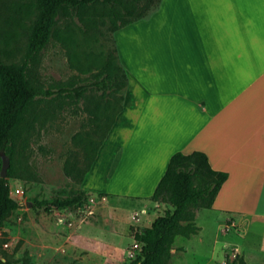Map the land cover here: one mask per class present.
<instances>
[{
  "label": "crops",
  "instance_id": "obj_1",
  "mask_svg": "<svg viewBox=\"0 0 264 264\" xmlns=\"http://www.w3.org/2000/svg\"><path fill=\"white\" fill-rule=\"evenodd\" d=\"M112 38L126 77L121 108L79 189L137 205L147 218L148 208L162 205L147 197L168 157L200 151L226 178L210 208L195 211L197 232L199 211L224 215L215 226L227 239L213 242L221 253L227 248L244 264H264V231L256 247L239 243L249 224L264 223V0H159ZM145 145L156 160L125 165L126 154ZM122 167L132 186L119 192L110 183ZM225 223L231 232L221 229Z\"/></svg>",
  "mask_w": 264,
  "mask_h": 264
},
{
  "label": "rangeland",
  "instance_id": "obj_2",
  "mask_svg": "<svg viewBox=\"0 0 264 264\" xmlns=\"http://www.w3.org/2000/svg\"><path fill=\"white\" fill-rule=\"evenodd\" d=\"M103 21L97 25L95 34L82 36L74 19L69 21L58 16L54 28L64 40L50 38L30 68L32 81L42 88L67 81L77 82L82 77L77 70L85 67L92 55L110 52L114 47L112 33L107 31V19ZM96 95L91 91L86 94L87 97ZM46 105L51 109L44 116L39 114L31 123L27 143L22 148L15 147L18 153L12 160L15 175L7 182L9 195L18 207L1 223L0 255L23 264H131L139 250L138 246H132L131 234L147 227V219L161 214L166 205L148 208L147 218L136 210L137 205L120 201L111 204L99 194L86 193L73 208L44 210L31 206L33 199L39 201L75 192L79 185L64 174L63 165L74 161L77 167H83L106 134L104 120L95 130L87 124V114L81 110V104L75 105L64 98ZM105 113L109 114L110 110ZM102 115L99 112L101 119L104 118ZM143 147L140 152L131 151L130 158L126 154L125 165L156 160L155 153L146 151V145ZM118 157L116 152L111 164L116 163ZM123 171L126 169L119 168L110 183L112 190L130 189L131 184L126 183ZM148 186L141 185L140 192H147ZM133 215L136 220L131 218ZM223 219L224 215L199 211L195 223L201 227L200 233L196 231L187 238L177 237L171 245L169 264H222L220 254L228 255V259L237 256L233 250L225 248L221 253L218 248L227 239L215 226ZM263 228L262 219L253 221L246 227L239 243L256 247ZM223 230L231 232L232 229L225 223Z\"/></svg>",
  "mask_w": 264,
  "mask_h": 264
},
{
  "label": "trees",
  "instance_id": "obj_3",
  "mask_svg": "<svg viewBox=\"0 0 264 264\" xmlns=\"http://www.w3.org/2000/svg\"><path fill=\"white\" fill-rule=\"evenodd\" d=\"M159 0H0V154L8 160L5 176L0 177V228L4 217L18 207L8 192L7 179L14 177L12 160L29 137L31 123L51 109L46 104L64 98L81 104L87 124L95 130L104 120V134L121 108L125 74L118 64L115 48L92 55L77 72V82L67 81L42 88L30 78V68L51 37L64 40L55 32L58 16L75 20L82 36L95 34L97 25L107 19V31H113L149 14ZM88 91L97 97H87ZM101 103V104H100ZM38 104H42L37 107ZM111 108V109H109ZM110 113H105L106 110ZM103 113V119L98 115ZM46 114V113H45ZM108 115V116H107ZM97 143H100L97 142ZM99 145V144H97ZM96 149V148H95ZM93 149L83 167L74 161L63 165V172L79 185L96 150ZM95 150V152H94ZM115 162L113 161V164ZM112 164V165H113ZM226 173L210 168L200 151L172 153L147 199L166 205L149 225L134 231L131 238L139 244L137 257L131 264H169L175 236L187 238L197 231L194 213L209 209ZM85 192L79 188L68 196L32 200L33 208H73ZM0 264H23L0 255ZM222 264H244L241 257L223 255Z\"/></svg>",
  "mask_w": 264,
  "mask_h": 264
},
{
  "label": "water",
  "instance_id": "obj_4",
  "mask_svg": "<svg viewBox=\"0 0 264 264\" xmlns=\"http://www.w3.org/2000/svg\"><path fill=\"white\" fill-rule=\"evenodd\" d=\"M7 166H8L7 158L3 154H0V177L5 176V170Z\"/></svg>",
  "mask_w": 264,
  "mask_h": 264
},
{
  "label": "built area",
  "instance_id": "obj_5",
  "mask_svg": "<svg viewBox=\"0 0 264 264\" xmlns=\"http://www.w3.org/2000/svg\"><path fill=\"white\" fill-rule=\"evenodd\" d=\"M133 220H136V218L134 217V215L131 217ZM221 229L223 230V229H225V224L223 225V226H221ZM132 246L133 247H139V244L138 243H136V242H132Z\"/></svg>",
  "mask_w": 264,
  "mask_h": 264
}]
</instances>
